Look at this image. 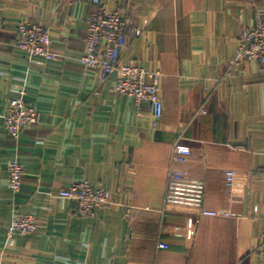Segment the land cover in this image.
Instances as JSON below:
<instances>
[{"label": "crops", "instance_id": "crops-1", "mask_svg": "<svg viewBox=\"0 0 264 264\" xmlns=\"http://www.w3.org/2000/svg\"><path fill=\"white\" fill-rule=\"evenodd\" d=\"M105 1L143 29L129 33L122 61L161 72L158 125L147 104L114 91L118 71L102 78L82 64L92 0H0V264H264V64L232 62L264 0ZM25 19L46 24L65 56L31 61L14 44ZM20 90L39 117L15 141L3 115ZM176 142L193 150L178 166L205 181L206 207L236 215L163 210ZM14 156L25 168L18 193ZM228 169L248 175L242 202L231 201ZM83 179L111 197L90 216L59 195ZM17 212L33 214L39 229L8 246Z\"/></svg>", "mask_w": 264, "mask_h": 264}, {"label": "built area", "instance_id": "built-area-1", "mask_svg": "<svg viewBox=\"0 0 264 264\" xmlns=\"http://www.w3.org/2000/svg\"><path fill=\"white\" fill-rule=\"evenodd\" d=\"M70 5H77L83 0H63ZM95 9L86 17V53L81 56L82 64L102 78L114 71L119 75L115 79L113 89L120 95L131 96L138 106L147 104L152 112L154 123L158 125L164 114V101L159 78L161 72L149 70L134 62H123L122 52L130 40L129 33L134 36L142 34L143 29L137 27L125 15L122 8H111L105 0H92ZM4 27L0 17V29ZM14 44L24 49L31 61L35 59L55 60L65 56L64 49L54 44L49 27L41 22L25 19L15 28ZM0 47L3 43L0 41ZM243 60L259 61L264 64V7L256 12L255 22L246 27L233 63ZM202 113L207 111L203 109ZM39 109L25 98V91L11 98L3 115L8 135L18 141L21 133L30 129L38 121ZM193 150L189 145L176 142L172 147L171 164L168 171V185L164 197V209L182 206L194 209L198 214L213 217L236 215L229 208L210 209L205 205L206 184L203 179L192 177L178 165L184 163ZM25 174L23 163L14 156L9 165V184L18 193L21 190ZM248 175L237 169L226 171V183L230 189L231 201L242 202L245 198ZM59 195L77 204V211L83 216L96 214L104 206L111 203L106 189L95 186L88 179L76 181L61 191ZM132 209L129 207L126 217L131 219ZM39 224L33 214L17 212L8 226L6 244H13L16 234L34 233ZM180 235V234H179ZM195 235L193 218H189L185 236L192 239ZM78 264V263H71Z\"/></svg>", "mask_w": 264, "mask_h": 264}]
</instances>
